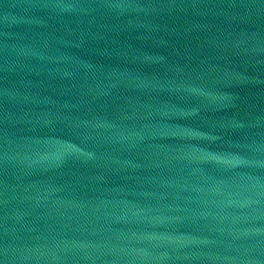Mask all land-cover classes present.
<instances>
[{"label":"water","instance_id":"1","mask_svg":"<svg viewBox=\"0 0 264 264\" xmlns=\"http://www.w3.org/2000/svg\"><path fill=\"white\" fill-rule=\"evenodd\" d=\"M0 264H264V0H0Z\"/></svg>","mask_w":264,"mask_h":264}]
</instances>
